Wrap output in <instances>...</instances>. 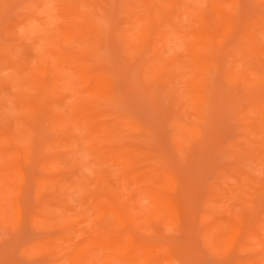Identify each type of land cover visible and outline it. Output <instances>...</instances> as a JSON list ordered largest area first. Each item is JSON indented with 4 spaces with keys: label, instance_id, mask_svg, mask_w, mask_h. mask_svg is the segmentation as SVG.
Returning <instances> with one entry per match:
<instances>
[{
    "label": "rangeland",
    "instance_id": "1",
    "mask_svg": "<svg viewBox=\"0 0 264 264\" xmlns=\"http://www.w3.org/2000/svg\"><path fill=\"white\" fill-rule=\"evenodd\" d=\"M263 17L0 0V264H264Z\"/></svg>",
    "mask_w": 264,
    "mask_h": 264
},
{
    "label": "bare ground",
    "instance_id": "2",
    "mask_svg": "<svg viewBox=\"0 0 264 264\" xmlns=\"http://www.w3.org/2000/svg\"><path fill=\"white\" fill-rule=\"evenodd\" d=\"M230 3L232 2V0H228ZM186 7V6H185ZM189 9V8H188ZM222 10V9H221ZM221 10H219V11H217V13L219 12V13H222L223 12V10L221 11ZM197 11V10H196ZM193 12V11H192ZM192 12H190V13H192ZM198 13V11L195 13V14H197ZM193 14V13H192ZM199 14V13H198ZM199 17H200V15H199ZM203 17V16H202ZM262 20H264V17L262 18ZM263 22V21H262ZM261 23V22H260ZM261 25H262V23H261ZM260 25V26H261ZM262 27V29H263V27H264V25H262L261 26ZM129 29H130V32H131V29H132V22H131V24L129 25ZM262 33H264V32H262ZM131 34V33H130ZM199 36V38L202 40L203 38H206V35H205V33L204 32H202L200 35H198ZM263 39V38H262ZM264 40V39H263ZM203 44H206V41H204L203 42ZM191 48H193V47H191ZM247 48V47H246ZM194 49V48H193ZM249 49H247V53L248 54H250L249 53ZM192 52V51H191ZM194 55V54H193ZM195 56V55H194ZM260 60H262V59H260ZM192 67V66H191ZM246 69V68H245ZM15 75L16 74H18V78H20V75L22 74V70H20L19 68H16L15 69ZM247 73V72H246ZM246 73L245 72H243L241 75L243 76H245L246 75ZM23 75V74H22ZM262 77H263V80H264V76L262 75ZM257 81V80H256ZM261 82V80L259 81V83ZM28 116V115H27ZM261 118H263L264 119V110H263V112L261 113ZM262 123H264V121L262 122Z\"/></svg>",
    "mask_w": 264,
    "mask_h": 264
}]
</instances>
